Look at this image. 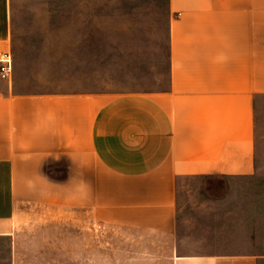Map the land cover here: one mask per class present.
I'll list each match as a JSON object with an SVG mask.
<instances>
[{"label":"crops","instance_id":"0c3cea01","mask_svg":"<svg viewBox=\"0 0 264 264\" xmlns=\"http://www.w3.org/2000/svg\"><path fill=\"white\" fill-rule=\"evenodd\" d=\"M167 13V71L151 89L110 87L107 64L124 55L108 54L91 17L65 27L84 37L67 47L57 91L16 94L0 79L1 239L26 207L170 238L180 181L264 176V0H168ZM11 19L0 0V56L11 55ZM170 253L169 264H264L258 253Z\"/></svg>","mask_w":264,"mask_h":264},{"label":"rangeland","instance_id":"374dc122","mask_svg":"<svg viewBox=\"0 0 264 264\" xmlns=\"http://www.w3.org/2000/svg\"><path fill=\"white\" fill-rule=\"evenodd\" d=\"M167 1L11 0L14 93H53L63 85L66 49L84 37L82 28L76 33L65 27L78 17L93 18L88 28L102 33L108 54L124 55L120 66L107 64L110 87L153 88L167 71ZM178 184L173 237L135 236L57 209L26 207L13 236L0 238V264H169L172 250L187 256L264 254V239L253 234L255 213L264 221V176Z\"/></svg>","mask_w":264,"mask_h":264},{"label":"built area","instance_id":"2783aa9c","mask_svg":"<svg viewBox=\"0 0 264 264\" xmlns=\"http://www.w3.org/2000/svg\"><path fill=\"white\" fill-rule=\"evenodd\" d=\"M12 59L10 54H2L0 56V79L10 80L12 74Z\"/></svg>","mask_w":264,"mask_h":264}]
</instances>
